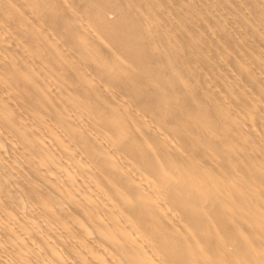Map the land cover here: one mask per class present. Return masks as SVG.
<instances>
[{"label":"bare ground","instance_id":"bare-ground-1","mask_svg":"<svg viewBox=\"0 0 264 264\" xmlns=\"http://www.w3.org/2000/svg\"><path fill=\"white\" fill-rule=\"evenodd\" d=\"M0 264H264V0H0Z\"/></svg>","mask_w":264,"mask_h":264}]
</instances>
